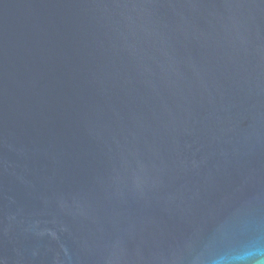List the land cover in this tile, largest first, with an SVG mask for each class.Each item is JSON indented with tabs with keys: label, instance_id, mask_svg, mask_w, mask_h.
<instances>
[{
	"label": "water",
	"instance_id": "95a60500",
	"mask_svg": "<svg viewBox=\"0 0 264 264\" xmlns=\"http://www.w3.org/2000/svg\"><path fill=\"white\" fill-rule=\"evenodd\" d=\"M0 264H264V0H0Z\"/></svg>",
	"mask_w": 264,
	"mask_h": 264
}]
</instances>
